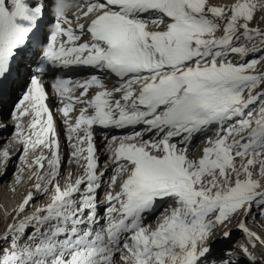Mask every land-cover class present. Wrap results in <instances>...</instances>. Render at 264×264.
<instances>
[{
    "label": "snow or ice",
    "instance_id": "6c2138e0",
    "mask_svg": "<svg viewBox=\"0 0 264 264\" xmlns=\"http://www.w3.org/2000/svg\"><path fill=\"white\" fill-rule=\"evenodd\" d=\"M262 24L264 0H54L50 16L44 0H0V103L19 93L10 191L29 184L0 204V264H264L246 223L264 221ZM80 68L99 75L64 78Z\"/></svg>",
    "mask_w": 264,
    "mask_h": 264
},
{
    "label": "bare ground",
    "instance_id": "6f19581e",
    "mask_svg": "<svg viewBox=\"0 0 264 264\" xmlns=\"http://www.w3.org/2000/svg\"><path fill=\"white\" fill-rule=\"evenodd\" d=\"M51 1L52 0H44L45 6L49 7V3ZM216 2H225V3H227V2H230V0H216ZM46 11L48 12V14H47ZM49 11H50V9L45 10V14L49 15ZM262 25H264V24H262ZM259 64L260 65L257 66L258 69L259 70H263L264 69V62H261ZM14 94L15 93H13L12 97L10 99H8L6 102L0 103V124H7L6 128H0V150H4L5 148H7V150L9 151V155L11 157L9 162L13 160L12 158H14V156L18 155V150L20 148L19 144L13 142V134L9 135L10 132L13 133L15 131V129L13 131H10L11 128H13V121L5 120L4 117H3L4 113H6L9 110V104L12 103L11 101H13L12 99L14 97ZM26 122H27V120H25V123ZM55 127H56V131H57V134H58V137H59V140H60V153H61L62 161H63L65 159V157L67 159V155L70 153V152H68V145L70 144V142L66 139V136L69 133L67 132V127L62 126L60 123H57L55 125ZM112 135H118V134H112ZM102 136H103V132H98L97 130L95 131L94 140H95V145H96V148H97V155L99 157V163H100L101 166H103L104 161L107 159V156H106V154L103 151L104 141L102 139ZM197 151H198V149H197ZM14 153L16 155H13ZM69 167L70 166L68 164L66 169L69 170ZM0 171H2V169H0ZM62 171H63V167H62ZM77 171H79V170L77 169ZM105 179H107V175L105 176ZM8 181L9 180H8L7 174H5V175L0 174V193H1L0 204H3L8 209H11V208L14 207V205L5 204V203L2 202V200H4V202H6L5 201L6 200V196H5L6 192L5 191H7L10 188V186H12V184H13V180H12V182H10V181L8 182ZM20 187H21V185H19L16 188V191H15L18 203L22 199L23 195L27 192V190L29 188V184L27 183V185H24L21 188ZM39 199H41V198L38 197L36 200H39ZM29 209H28L29 212L32 211V210H29ZM0 213H1L0 214V225H2V224L5 225V223L3 221V218H2V210H0ZM27 214H28L27 212L24 213V215H27ZM13 215H14V213H13ZM8 219H9V222H11L12 218L9 217ZM28 231H31V229L29 228ZM3 232H4V230L2 231V234H3ZM242 237L244 238V236H242Z\"/></svg>",
    "mask_w": 264,
    "mask_h": 264
},
{
    "label": "rangeland",
    "instance_id": "374dc122",
    "mask_svg": "<svg viewBox=\"0 0 264 264\" xmlns=\"http://www.w3.org/2000/svg\"><path fill=\"white\" fill-rule=\"evenodd\" d=\"M50 9L48 6H45V10H48ZM47 12V11H46ZM48 14V12H47ZM261 27H264V25H261ZM260 65V64H258ZM257 65V66H258ZM258 68V67H257ZM259 70V69H258ZM260 71H264L263 70H260ZM14 129L11 128L10 131H13ZM14 133V132H13ZM12 132L9 133V135L13 134ZM10 138V137H9ZM11 147V146H10ZM9 147V148H10ZM13 155H16L15 153ZM13 160L12 161H8V164H7V172L6 173H3V171H0V173H3V175L7 174V177H8V180L10 182H12L13 180V177H14V174L16 173L17 171V165L19 164V158H18V155L17 156H14V158H12ZM68 157L62 161V167H63V171H67L66 167L68 165ZM65 165V166H64ZM8 181V182H9ZM24 185H27V183H24V184H21V187L24 186ZM20 187V188H21ZM8 191V192H7ZM5 191V196H6V202H4V200H2L3 203L5 204H9V205H16V203L18 204L17 202V196H16V192L15 194H13L11 191H10V188ZM0 196H1V193H0ZM40 198V197H39ZM43 201V198L39 199V200H35L33 201V204H39V203H42ZM9 202V203H8ZM29 210H32L31 208ZM1 214V213H0ZM15 215V213H14ZM246 223H248L247 225H249L254 231H257L258 233H264V221L261 220V218L259 217H255V222H254V219L253 218H249ZM260 226V227H259ZM5 225L2 224L0 225V235H2V231L5 229L4 228ZM237 237L235 238L234 236ZM243 233L238 230L236 227H235V220L233 221V225H232V235H231V239L230 241H228V243H231V244H236L238 243L239 241L243 240ZM222 245H224V242H221L220 244H217L216 247L219 248V247H222Z\"/></svg>",
    "mask_w": 264,
    "mask_h": 264
}]
</instances>
